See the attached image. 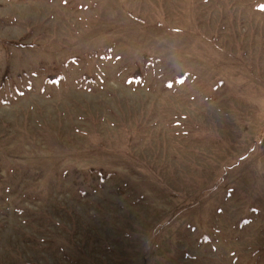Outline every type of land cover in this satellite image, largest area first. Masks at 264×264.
<instances>
[{"label":"rangeland","instance_id":"obj_1","mask_svg":"<svg viewBox=\"0 0 264 264\" xmlns=\"http://www.w3.org/2000/svg\"><path fill=\"white\" fill-rule=\"evenodd\" d=\"M6 179L0 264H264V0H0Z\"/></svg>","mask_w":264,"mask_h":264},{"label":"trees","instance_id":"obj_2","mask_svg":"<svg viewBox=\"0 0 264 264\" xmlns=\"http://www.w3.org/2000/svg\"><path fill=\"white\" fill-rule=\"evenodd\" d=\"M8 182L7 183H4V184H2L1 182H0V188H2V191H3V189H4V194H2L1 193V195H0V202H3V204L5 205V206H7V199L5 200V197H6V195L5 194H7V191H8V186H7V184H10V181H9V179H6ZM2 186V187H1ZM1 209H2V205L0 204V211H1Z\"/></svg>","mask_w":264,"mask_h":264}]
</instances>
